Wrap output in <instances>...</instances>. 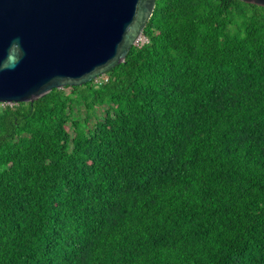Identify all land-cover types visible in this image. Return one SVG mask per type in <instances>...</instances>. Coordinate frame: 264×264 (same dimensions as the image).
<instances>
[{
  "label": "trees",
  "instance_id": "16d2710c",
  "mask_svg": "<svg viewBox=\"0 0 264 264\" xmlns=\"http://www.w3.org/2000/svg\"><path fill=\"white\" fill-rule=\"evenodd\" d=\"M142 36L0 104V264H264V8L156 0Z\"/></svg>",
  "mask_w": 264,
  "mask_h": 264
},
{
  "label": "water",
  "instance_id": "95a60500",
  "mask_svg": "<svg viewBox=\"0 0 264 264\" xmlns=\"http://www.w3.org/2000/svg\"><path fill=\"white\" fill-rule=\"evenodd\" d=\"M264 8V0H238ZM156 0H0V60L19 40L22 58L0 71V104L33 103L82 86L124 62Z\"/></svg>",
  "mask_w": 264,
  "mask_h": 264
},
{
  "label": "clouds",
  "instance_id": "9594fccd",
  "mask_svg": "<svg viewBox=\"0 0 264 264\" xmlns=\"http://www.w3.org/2000/svg\"><path fill=\"white\" fill-rule=\"evenodd\" d=\"M22 58V50L19 40H14L8 47L7 54L0 60V71L15 67Z\"/></svg>",
  "mask_w": 264,
  "mask_h": 264
},
{
  "label": "built area",
  "instance_id": "2783aa9c",
  "mask_svg": "<svg viewBox=\"0 0 264 264\" xmlns=\"http://www.w3.org/2000/svg\"><path fill=\"white\" fill-rule=\"evenodd\" d=\"M146 40L143 38V36L139 39V41L136 43V46L142 45ZM102 77H98L95 81V83H100Z\"/></svg>",
  "mask_w": 264,
  "mask_h": 264
}]
</instances>
